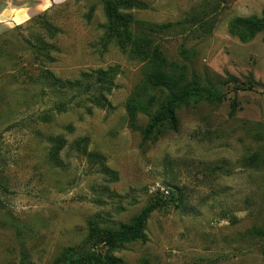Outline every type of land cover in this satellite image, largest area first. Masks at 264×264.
Returning <instances> with one entry per match:
<instances>
[{
    "label": "rangeland",
    "instance_id": "rangeland-1",
    "mask_svg": "<svg viewBox=\"0 0 264 264\" xmlns=\"http://www.w3.org/2000/svg\"><path fill=\"white\" fill-rule=\"evenodd\" d=\"M134 1L147 8L132 13L138 21L170 26L155 35L166 58L185 66L188 79L218 85L223 102L181 109L177 133L142 145L128 105L160 94L145 84V62L102 47L98 0H0V264H50L84 240L89 219L117 227L156 198L171 201L150 216L145 243L114 254L123 264H264V32L230 27L259 18L264 0ZM194 18L216 19L210 34L200 38ZM44 23L59 33L49 38ZM40 40L54 47L52 63L31 55L26 41ZM113 67L112 111L37 119L59 99L31 83L40 69L71 82ZM148 120L139 115L136 126ZM55 137L67 143L61 168L48 159L46 139ZM82 138L117 182L106 183L71 150Z\"/></svg>",
    "mask_w": 264,
    "mask_h": 264
},
{
    "label": "trees",
    "instance_id": "trees-1",
    "mask_svg": "<svg viewBox=\"0 0 264 264\" xmlns=\"http://www.w3.org/2000/svg\"><path fill=\"white\" fill-rule=\"evenodd\" d=\"M98 2L105 22L102 27V47L114 45L122 54L131 55L145 62L150 69L145 84L150 90L160 94V97L148 95L143 102L132 100L128 105L130 128L139 134L142 145L155 141L164 132L177 133L179 129L177 113L181 109L199 104L218 106L223 102L225 96L218 85L207 81L201 82L193 76L188 79L185 66L166 58L160 46L156 44L155 35L170 26H157L138 21L132 13L147 10L144 4L134 0H98ZM93 13L94 8L91 7L86 16L88 22ZM191 20L195 23L199 22L197 32L200 38L210 34L216 23L214 18ZM230 27L241 28L251 34L264 32V10L261 11L259 18L234 19ZM42 29L49 38L59 33L57 29L46 23ZM26 43L36 62L44 61L46 64L53 62L50 57V53L55 51L53 46L41 40L35 44L29 41ZM118 73L116 67L90 71L80 73L77 80L70 82L62 81L49 71L40 69L31 83L43 86L59 99L37 119L41 123H49L54 116L74 108L84 109L88 115L92 110L112 111L108 97L115 88ZM231 81L236 83L233 79ZM251 89L250 85L248 88H238L237 91H251ZM68 92L71 96L65 98ZM60 96H63V99H60ZM235 100L234 98L231 105V114L235 110ZM139 115L149 116L147 125L142 129L136 126ZM46 141L50 145L49 161L55 167L61 168L59 155L67 146L66 141L62 137L47 138ZM70 148L85 160L91 171L107 177V180H104L106 183L117 182V175L106 166V158L100 153L88 152V138L75 140ZM170 201L156 198L129 223L117 227L102 226L100 222L89 219L85 224L87 228L84 240L80 244L64 249L50 264H123L114 254L125 245L145 243V226L150 216L166 208ZM262 255L264 256V250Z\"/></svg>",
    "mask_w": 264,
    "mask_h": 264
}]
</instances>
